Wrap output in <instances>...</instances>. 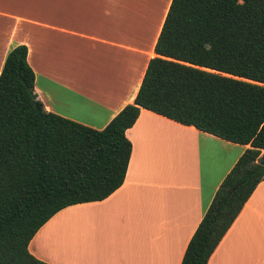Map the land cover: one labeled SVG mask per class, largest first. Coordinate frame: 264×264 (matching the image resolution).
Wrapping results in <instances>:
<instances>
[{"label":"crops","instance_id":"0c3cea01","mask_svg":"<svg viewBox=\"0 0 264 264\" xmlns=\"http://www.w3.org/2000/svg\"><path fill=\"white\" fill-rule=\"evenodd\" d=\"M170 0H0V70L26 47L45 110L101 129L131 103ZM122 183L101 200L70 204L33 234L47 264H179L219 183L248 144L140 108L124 131ZM206 264H264V179Z\"/></svg>","mask_w":264,"mask_h":264},{"label":"trees","instance_id":"16d2710c","mask_svg":"<svg viewBox=\"0 0 264 264\" xmlns=\"http://www.w3.org/2000/svg\"><path fill=\"white\" fill-rule=\"evenodd\" d=\"M136 94L101 129L44 109L26 47L0 70V264H47L27 243L63 207L101 200L123 181L124 131L143 108L248 144L216 188L179 264H206L264 179V0H170Z\"/></svg>","mask_w":264,"mask_h":264},{"label":"water","instance_id":"95a60500","mask_svg":"<svg viewBox=\"0 0 264 264\" xmlns=\"http://www.w3.org/2000/svg\"><path fill=\"white\" fill-rule=\"evenodd\" d=\"M258 163L264 166V156L258 160Z\"/></svg>","mask_w":264,"mask_h":264}]
</instances>
